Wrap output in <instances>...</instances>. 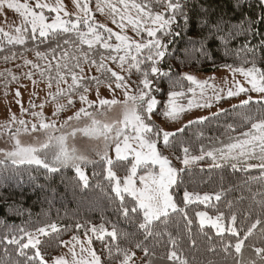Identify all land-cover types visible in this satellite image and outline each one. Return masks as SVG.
Returning <instances> with one entry per match:
<instances>
[{
  "label": "trees",
  "instance_id": "1",
  "mask_svg": "<svg viewBox=\"0 0 264 264\" xmlns=\"http://www.w3.org/2000/svg\"><path fill=\"white\" fill-rule=\"evenodd\" d=\"M118 1V0H117ZM131 3V0H129ZM137 3H148L149 0H136ZM182 10L187 15L184 17L177 14L175 23L171 26V35L163 36L158 32L156 38H160L167 45L164 59L157 65L162 72H168L169 76H150L152 81L151 94L156 97L157 104L154 112L156 119L160 122L164 116L162 112L167 103V93L178 91L187 95L190 83L183 79V73L191 72L196 74H213L225 69L226 65L233 68L252 67V63L264 70V22L260 18L264 15V2L261 0H180ZM131 9V8H129ZM124 10V8H123ZM156 11L164 12L163 8L156 7ZM135 11V10H134ZM255 20L250 31L245 32L244 28ZM219 25V30H217ZM243 26V27H242ZM81 31H87V26L80 25ZM103 40L108 39L109 33L98 28ZM231 32V35H226ZM179 33V35H177ZM25 43L9 44L6 39L0 37V91L20 83H31L52 86L57 85L59 75L64 76L66 84H71V74L75 72L84 79L80 81L82 87L73 95H80L83 86L88 90L98 88L91 77H98L102 81L99 87L114 83V78L106 79L105 74L97 70L95 65L83 60L81 53H87L89 60L101 62L110 69L120 67V61L112 60L111 56L125 55V51L119 53L105 49L101 44H95L89 50L87 44H80L76 32H58L43 38L35 33L36 38L32 39L29 29L24 33ZM142 40H147L142 35ZM226 36L227 43L220 37ZM155 39V38H151ZM68 40L70 43L65 44ZM115 48L116 41L112 37L107 40ZM59 45V46H58ZM201 49L207 54H202ZM54 50V51H53ZM42 53L37 57L36 53ZM68 57H64V53ZM147 50L138 54L134 48L131 49L128 60L131 56H137L143 60ZM78 57L80 68L75 67ZM5 57H8L6 60ZM31 61L25 64V61ZM68 64V69L57 64ZM35 65H38L36 67ZM125 82L131 87L134 95L137 94L136 85L143 78L135 68L128 71L129 63H124ZM145 65H141L144 69ZM31 73V78H29ZM43 73V75H42ZM110 76V74H107ZM16 77V79H13ZM175 82V86L173 85ZM64 82H60L62 84ZM65 84V83H64ZM143 87V85H140ZM157 89H160L157 91ZM146 90V89H145ZM228 99L216 102V105L223 106V110L217 116H209V119L200 123L188 125L182 133H177L171 139V147L163 148L162 141L158 144V150L162 151L171 162V166L177 169H184L182 159L183 148L189 149V156H201L202 160L188 166L185 171L179 173L178 183L172 188V193L179 208L187 213V219L192 220L189 225L182 212H169L167 218L161 217L152 225L153 235L146 236L143 230L130 224L119 211L121 201L116 195L114 182L109 181L106 176V163L101 157L93 160V163L81 165L87 177V185L77 175L73 167H62L56 172H50L39 165H12V163L0 162V261L3 264H12L14 261H21L24 257L17 255V246L7 243L5 235H22L18 229L28 232H35L37 228L55 224L56 233L50 229L48 236L39 237L42 241L40 250L48 264L63 249L66 241L83 237L91 238L93 250L101 258V264H120L122 256H118L115 246L130 249L135 252L134 264H174L167 259L173 245L169 237L176 241L177 254L186 259L189 264H236L242 260L243 264L256 260L259 264V257L253 251L255 247H264V224L257 226L253 235L245 241L242 254H236L234 247L224 250L225 245H234L237 239L243 238V233L256 218H264V179H259L262 170L258 167L245 170L246 164H259L258 159L246 160L238 164L236 169L221 160L213 161L206 153L213 152L219 156L220 149L242 140L243 132L249 131L250 124L243 122L240 113L247 111L256 113L258 110L264 114L262 102H250L245 109L226 107ZM154 124L155 126L160 125ZM232 125V129L228 127ZM234 129V130H233ZM203 150V151H202ZM235 162V161H233ZM219 163L221 167H215ZM130 169V160L113 161L112 170L120 179ZM205 194L212 198L207 202H191L185 205L183 201L184 191ZM220 193L219 201L215 194ZM125 206H134L136 201L127 194H123ZM231 205V207H229ZM206 212L209 216L215 217L223 214L221 222L229 224L232 222L231 215L237 219L232 227L240 233L234 236L232 233H217L213 228L201 227L196 213ZM142 217V213H141ZM79 224L81 227L77 228ZM100 225L111 231L115 226L118 233L129 232L132 236L128 240H112L105 236L99 240L92 233L93 227ZM26 240V237H25ZM25 242V241H24ZM141 243L149 250L146 257L143 250L136 248L135 244ZM113 246V253L109 256L107 246ZM7 249L8 255H5ZM32 255L34 250H25ZM178 264V262H176Z\"/></svg>",
  "mask_w": 264,
  "mask_h": 264
},
{
  "label": "snow or ice",
  "instance_id": "2",
  "mask_svg": "<svg viewBox=\"0 0 264 264\" xmlns=\"http://www.w3.org/2000/svg\"><path fill=\"white\" fill-rule=\"evenodd\" d=\"M76 6L80 8L84 17H77L75 21L72 20H63L60 16V12L64 11V6L61 4L60 0H57V5L55 7L50 6L47 3H41L40 0H36L34 6H30L28 3H20L19 0H0V11L5 7L7 9L15 10L16 13L22 18L21 25L15 27V35L10 32L0 29V37H3L7 40L9 44H23L25 43L24 33L29 30V25L31 27L32 39H35V33L39 31V36L43 38H48L50 35H56L58 32H76L77 39L80 44H87L89 50L93 48L95 44H101L105 49H111L117 53L121 50L125 51V55L120 56H111L109 57L112 60H119L120 67L123 68L124 63H129L128 71L131 72L132 68H135L137 72H140L142 79L136 85L137 94L131 95L127 91L129 85L125 82L123 76L119 75L117 72L108 68L103 63V57L101 62L97 64L95 60H89L87 53H81L83 60L87 63L95 65L98 71H101L105 74L106 79L114 78V82L117 88L124 87V112L123 118L120 120L113 121L112 123H101L97 120L93 113L88 112L85 108L81 107L73 116H69L67 120L62 124V128L68 127L69 122L72 120H79L81 115L88 117L91 120V124L80 128H73L71 132H68L66 135L62 134L58 137L47 135V138L44 141H38L36 144H23L20 139L21 129H17L12 134V139L14 144L11 149H0V162L10 160L12 165H22V164H35L40 165L43 168L47 169L50 172H56L62 167L71 166L76 169L77 174L80 179L84 182L85 186L87 185V177L84 172L81 170V164L84 163H93L87 155L80 152L74 145H68L67 141L70 137H75L77 132H83L84 135L89 136L94 139L103 138L105 142V151L101 156V161L109 165L107 169V178L109 181H115L114 191L121 201V206L119 211L123 217L130 223L135 225L138 229L143 230V233L146 236L153 235L152 225L154 221H158L161 217L167 218L169 216V211L171 212H182L184 217L187 220L189 225L192 224V220L187 219V213L183 208H179L177 203L174 202L172 195L169 193V188L173 185H177L179 173L185 171L189 165L195 163L198 160H202L204 157L201 156H189V149L187 147L183 148L184 157L182 159V164L185 166L184 169H177L171 166V162L168 157L162 154V151L158 150V144L162 141L163 148L171 147V139L175 138L177 133H182L188 125L193 123H200L209 119V117H198L196 120L188 121V124L184 125L181 128L176 129L175 132L165 131L154 124L147 123L150 121L153 115V110L156 108L159 103L155 96L150 95L152 89V81L149 79L150 76H169L168 72H162L161 69L157 66L165 57L167 51V45L162 42L160 38L157 37V33L160 32L163 36L171 35V26L175 23L177 14L184 17L187 21V15L182 10V4L180 0H149L148 3L140 2L137 3L136 0H118V3L123 5L124 14L120 15V19H127L128 23L133 26V29L139 34L142 27V21H150L156 27L146 28L147 35L150 38L146 42H129V37L125 35H120L113 33L111 29L106 28L104 25H96L95 23H89V6L87 3L81 5L79 0H74ZM102 3L109 7L113 13H118V9L115 4L109 2V0H96V9L97 11L103 12ZM159 6L165 11H156V7ZM49 9V11L56 12L57 15L51 23L46 22V17L43 13V9ZM129 8L134 9L137 13L135 18H132L128 15ZM39 9L40 11H37ZM65 15H69L67 12ZM261 22H264V15L260 18ZM115 22V19H113ZM256 23L255 20H252L248 27L244 28V31H250L252 25ZM84 24L87 26V31H81L80 25ZM123 28V25H121ZM219 30V25L216 26ZM243 27V26H242ZM98 28H104L105 32L109 33L108 40L115 35V38L120 43L113 48L107 40H103L101 34L98 31ZM179 35V33H177ZM226 35H231L229 32ZM227 43L226 36L220 37ZM65 44L70 43V41L65 40ZM59 46V45H58ZM134 47L135 51L140 54L144 50H147V54L144 55L143 60L138 59L137 56H131V60H128L131 49ZM2 51V49H0ZM54 51V50H53ZM202 54H207L201 49ZM37 57H42V53L37 52ZM64 57H68V53L65 52ZM7 60L8 57H5ZM72 59H76L77 63L75 67L80 68L79 58L73 56ZM31 61H25V64H29ZM145 65L144 69H141V65ZM38 67V65H35ZM229 67L233 73L239 72L246 79L247 82L251 85V89H247L239 84L236 85L235 90L229 89L227 91V97L232 98L239 96L241 93L247 91H254L261 94H264V70L257 67L255 63H252V67H238L233 68L231 65H226ZM57 69L61 67L68 69V64L64 65L57 64ZM80 71L83 72V68H80ZM71 74L72 83L68 85L67 89H60V82L67 83L64 76L59 75L57 79V93L53 96L55 100L57 96L67 95V105L59 104L57 105L53 115H59L61 111H64L67 106L73 104L72 95L80 90L82 85L80 81L84 78L78 76L75 72H72L69 69ZM107 74H110L107 75ZM31 78V73L28 74ZM43 75V73H42ZM16 79V77H13ZM99 87L101 80L98 77H91ZM183 79L191 82V84L196 85L201 89V93L206 86L213 87L214 85H208L207 81H198L192 75H185ZM35 83V81H33ZM143 85V87H140ZM51 82H49L48 87H51ZM175 86V82L173 85ZM111 87V85H109ZM147 89L148 91H145ZM160 89H157L159 91ZM87 86H83V92H87ZM189 91H193L192 88H189ZM20 93L17 90L16 96H19ZM168 99L164 107L162 115L173 122L177 121L182 113L190 111L193 107L197 108H210L212 105L208 101L201 103H193L189 101L187 108L178 105L176 103V98L183 96L182 92L178 91H169L167 93ZM221 95H215L216 102H219L223 99ZM81 103H87L89 107L93 106V102H89L87 97L83 94L79 96ZM131 102V103H129ZM251 102V97L246 100H242L239 105H233V108L245 109ZM19 103V101H17ZM119 101L113 99H99V104L101 107H111L118 104ZM259 103V101H258ZM35 107V105H33ZM42 108L43 105H40ZM264 108V105H262ZM23 111V108H21ZM221 111H224L223 109ZM102 114V113H101ZM35 115V114H34ZM43 117V113L39 114ZM218 113H213L212 116H217ZM240 118L243 122L250 124L249 131L243 132L241 135L244 137L242 140L238 139L235 143H231L226 146V149H220L219 156L214 155L213 152L206 153L207 156L211 157L215 162L217 160L230 163V166L233 169L238 167V164L243 163L246 160L258 159L259 164H246L245 170L251 168H260L262 170V175L259 179H264V114L258 110L256 113H250L243 111L240 113ZM12 121L16 120L15 115L11 117ZM19 124L24 126L22 131L28 132L27 126H25V121L20 120ZM232 129V125H228ZM131 128L134 135L126 134V129ZM33 132L43 129L46 132L55 129L54 123H45L43 120L39 124V129L36 124L31 126ZM234 130V129H233ZM121 137H123L121 141ZM109 140L112 141L115 147V153L117 160H126L127 155L132 153L135 157V162L132 163L131 174L126 177L124 180V187L121 188V181L117 179L116 173L112 170L113 161L107 155V149L110 146ZM135 144V147L133 146ZM203 151V150H202ZM97 155H101L100 152H97ZM235 161V162H233ZM152 165H159L158 175L153 174L151 171L147 173L146 176H141L140 180L144 184L142 189H136L132 176L136 175V170L138 167L149 168ZM215 167H221L219 163L214 164ZM129 193L131 196L135 197V205L128 207L123 204L124 196L123 193ZM212 197L205 194L202 197L199 194L189 193L187 190L184 191L183 201L185 205L191 203L193 199L200 202H207ZM221 198L220 193L215 194V199L219 201ZM231 207V205L229 206ZM142 213V217H141ZM196 215L200 218V226L203 227L206 223L211 224L217 229V233H223L225 228L220 223L223 219V214L216 216L213 220L206 212H198ZM233 224L236 222V215H231L230 217ZM264 224V218H256L254 222L250 224L249 227L243 233L242 239H237L234 245H225L224 250L227 251L229 247H234L236 254H242V249L245 246V241L248 237L253 235L257 226ZM77 228L81 227L79 224L76 225ZM56 233L58 230L55 224L48 225L47 228L40 227L35 230V234L32 232L25 231L24 229H18L19 233L22 235H5L4 239L7 240L8 244L17 246V255L24 257L23 264H48V261L45 260L44 255L40 250V245L42 243L39 236H48L50 233ZM92 233L96 235V238L99 240H104L105 236L110 237L112 240L123 239L128 240L132 234L129 232H120L118 233L115 226H113L111 231H108L104 225H100L99 228L93 227L91 229ZM227 231L231 232L234 236H239L240 233L235 227L228 228ZM27 237V242L25 241ZM170 242L173 245V250L167 256V259L173 261L174 264H189L186 259H182L175 250L177 247L176 241L169 237ZM73 240L78 241L77 237H73ZM87 243L91 245V238L88 239ZM136 248L142 249L145 256L149 254V250L146 247H143L141 243L135 244ZM253 251L257 257H259V264H264V247H255L252 245ZM26 249L34 250L32 255H28L25 251ZM86 251V249L81 245V252ZM91 260H75V264H101V258L96 254L94 250H88ZM107 251L109 256L113 253V246L108 245ZM115 251L118 256L123 258L120 260V264H132L133 258L135 257V252L130 249L121 248L118 244L115 246ZM5 255L7 256V249H5ZM75 252L73 251V257H75ZM0 264H3L0 261ZM12 264H21V261L17 260L12 262ZM52 264H68L67 260L64 257H57L52 261ZM151 264V261H149ZM211 264V262H210ZM236 264H243L242 260L236 261ZM249 264H257L256 260L249 261Z\"/></svg>",
  "mask_w": 264,
  "mask_h": 264
},
{
  "label": "rangeland",
  "instance_id": "3",
  "mask_svg": "<svg viewBox=\"0 0 264 264\" xmlns=\"http://www.w3.org/2000/svg\"><path fill=\"white\" fill-rule=\"evenodd\" d=\"M264 2V0H261ZM20 3H28L30 6H34L36 0H19ZM41 3H47L52 7L57 5V0H40ZM61 4L64 6V11L60 12V16L63 20H72L75 21L77 17H84L83 11L76 6L74 0H60ZM110 3L115 4L118 13H113L109 7L102 3L103 12L97 11L96 9V0H79V3L83 5L87 3L90 9L89 12V23H95L96 25H104L106 28L111 29L113 33H117L120 35H125L129 37V42H146L147 40L151 39L147 35L146 28H154L156 27L150 21H142V27L140 29L139 34L133 29V26L128 23L127 19L121 20L120 15L124 14L123 5L119 4L117 0H109ZM130 3V2H129ZM37 11H40L37 9ZM67 12L69 15H65L64 13ZM43 13L46 17V22L51 23L55 16L57 15L56 12L49 11V9H43ZM128 15L132 18H135L137 13L134 9L128 10ZM115 19V22H113ZM22 18L19 16L15 10L7 9L6 7L0 11V29L4 31L10 32L11 34L15 35L14 29L17 26L21 25ZM123 25V28L121 27ZM29 29L31 27L29 25ZM104 29V28H102ZM39 36V31L36 32ZM142 35H145L148 39L142 40ZM102 38L103 35L101 34ZM116 44L120 42L116 40L115 35L112 36ZM108 40V39H104ZM134 48V47H133ZM113 71L117 72L119 75L123 76L125 79V70L121 67H116ZM185 75H192L198 81H207L208 85H214L213 87L206 86L203 94L201 93V89L198 88L196 85L190 83L191 88L193 91H188L189 93L183 96L176 98V103L187 108L189 101H193V103H201L203 104L205 101L211 103L210 108H197L193 107L190 111H186L182 113L180 118L173 122L172 120L166 119L165 117L159 122L156 119L154 114L156 108L153 110V115L150 121H146L147 123L153 122L155 124L160 125L161 129L165 131L175 132L176 129L183 127L184 125L188 124L190 120H196L198 117H209L212 116L213 113L221 112L223 106L216 105L215 95L219 94L224 97L221 100L228 99V103L226 107H232L233 105H239L242 100H246L251 97V102H262L264 103V94L254 92V91H247L241 93L239 96L228 98L227 91L231 88L235 90L237 84L251 89V85L247 82V79L239 72L233 73L230 69H225L213 74H196L191 72L183 73ZM111 85V87H109ZM60 89H67L68 84H59ZM17 90L19 91L20 95L16 96ZM129 94L134 95L133 90L129 86L127 88ZM145 91H148L147 89ZM124 92L125 88H117L114 83L107 84L98 88L89 89L87 92L82 93L87 97L89 102H93V106L89 107L87 103H81L79 96L81 95H72L73 104L66 107L64 111H61L59 115H53L57 105L64 104L67 105V95L65 96H57L56 99H53V96L57 93V85L48 87V85L38 84V83H20L14 86L9 87L8 89L0 91V149H11L14 140L11 138L12 134L17 130L21 129L20 132V139L21 142L25 145L27 144H36L38 141H44L47 138V135L52 136H60L62 134H67L71 132L73 128H80L83 129L84 127L91 124V120L88 117L81 115L79 120H72L69 122L68 127L62 128V124L69 116H73L75 112H77L81 107L85 108L88 112L93 113L97 120L101 121V123H112L113 121L120 120L123 118L124 112ZM150 95H152L150 93ZM99 99H108V100H117L119 101L118 104L111 106L110 108L105 106L101 107L99 104ZM19 101V103H17ZM131 103V102H129ZM35 105V107H33ZM40 105H43L41 108ZM157 107V106H156ZM23 108V111L21 110ZM43 113V117L39 114ZM102 113V114H101ZM35 114V115H34ZM15 115L16 120L12 121L11 117ZM25 121V126L28 128V132H23L22 129L24 126L19 124V121ZM45 123H54L55 129L46 132L43 129H39V124L41 121ZM33 124L37 125L38 131L33 132L31 126ZM126 134L134 135L132 133V129L128 128L125 130ZM123 137H121L122 141ZM68 145H74L80 152L87 155L88 158L93 161L97 157H101L105 151V142L103 138L94 139L89 136L83 134V132H77L75 137H70L67 141ZM109 147L107 149V155L112 159V161L117 160L115 147L111 140H109ZM135 147V144L133 145ZM97 152H100L101 155H97ZM167 157V156H166ZM169 159V158H168ZM130 160V169L128 173L123 178H118L121 181V188L124 187V180L128 175L131 174V167L132 163L135 162V157L132 153L127 155V159ZM124 161V160H122ZM4 163L8 162L11 163L10 160L3 161ZM35 165V164H32ZM82 165V164H81ZM40 166V165H39ZM183 167H185L182 164ZM109 165L106 164V176H107V169ZM76 171V169L74 168ZM81 170L84 172L83 168ZM151 171L153 174L158 175L159 172V165H152L149 168H145L143 166L138 167L136 170V175L132 176L133 184L136 189H142L144 184L141 182L140 177L146 176L147 173ZM77 173V172H76ZM85 174V172H84ZM78 175V174H77ZM79 176V175H78ZM86 176V175H85ZM80 178V177H79ZM83 182V181H82ZM114 187H115V181ZM84 183V182H83ZM174 186V185H173ZM169 188V193L172 195L173 200L175 202L172 188ZM123 194L129 195L131 198L135 200V197L131 196L129 193L125 192ZM197 202L193 199L192 202ZM171 212V210L169 211ZM204 212V211H202ZM209 216V215H208ZM211 217V216H210ZM198 222L200 224V218L197 216ZM215 220V217H211ZM220 223L225 228L224 232L227 231L228 228L232 227V222L226 224L224 222ZM204 226L213 228L216 232L217 229L213 227L211 224H205ZM35 234V232H32ZM231 233V232H229ZM41 237V236H39ZM89 237H83L78 239L79 242L76 240H69L66 241L63 245L62 251L55 256L57 257H64L68 264H75V260H91V256L89 255L88 250H93L92 245L87 243ZM25 242H27V237ZM81 245L86 249V251L81 252ZM73 251L75 252V257H73ZM54 258V259H55ZM53 259V260H54ZM134 264V261H132Z\"/></svg>",
  "mask_w": 264,
  "mask_h": 264
}]
</instances>
